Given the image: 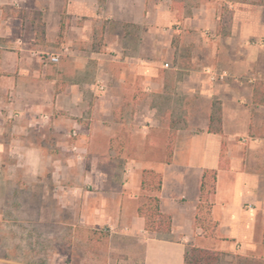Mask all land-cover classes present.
Returning a JSON list of instances; mask_svg holds the SVG:
<instances>
[{
	"label": "crops",
	"instance_id": "0c3cea01",
	"mask_svg": "<svg viewBox=\"0 0 264 264\" xmlns=\"http://www.w3.org/2000/svg\"><path fill=\"white\" fill-rule=\"evenodd\" d=\"M55 53L60 62L51 64L47 56ZM204 68L226 76L211 81ZM150 92L175 93L186 108L185 124L173 129L171 162L127 158L116 187L94 168L88 180L97 190L92 205L89 195L79 202L86 207L81 220L92 218L115 236L136 239L140 264H184L191 247L225 254L228 261L236 255L259 258L264 0H0L1 129L19 120L50 123L57 146L69 147L73 139L70 150L80 155L91 140L90 151L103 156L120 137L114 128L124 123L119 108L145 103L148 110L135 127L154 128ZM214 102L220 106L221 134L209 132ZM19 130L13 126V132ZM36 151L47 154L41 146ZM143 170L162 175L160 210L171 218L168 234L146 231L137 214ZM205 170L217 171L211 198L216 238L195 226ZM133 258L129 264L137 263Z\"/></svg>",
	"mask_w": 264,
	"mask_h": 264
},
{
	"label": "rangeland",
	"instance_id": "374dc122",
	"mask_svg": "<svg viewBox=\"0 0 264 264\" xmlns=\"http://www.w3.org/2000/svg\"><path fill=\"white\" fill-rule=\"evenodd\" d=\"M105 76L107 85L112 86L110 75ZM149 94L148 103L156 105L151 118L154 128L145 132L135 127L139 116L148 110L145 103L119 108L124 123L114 128L120 137L110 141L103 156L90 151L91 140L89 150L80 155L70 150L73 139L68 140L69 147L57 146L50 123L30 126L29 120H19L5 125L10 130L0 125V264H129L134 255L135 263H141L142 246L136 239L115 236L107 226L92 224L90 215L87 223L81 220V210L85 213L86 207L81 208L79 202L87 195L90 205L94 202L97 189L93 180H88L94 168L105 171L116 187L123 180L127 155L134 160L161 158L164 141L185 123L186 108L175 93ZM128 95L130 100L132 95ZM13 126L22 130L13 132ZM145 133L147 139H143ZM37 146L47 154L37 153ZM30 153L38 158L35 173L28 163ZM227 262L223 257L219 264Z\"/></svg>",
	"mask_w": 264,
	"mask_h": 264
},
{
	"label": "trees",
	"instance_id": "16d2710c",
	"mask_svg": "<svg viewBox=\"0 0 264 264\" xmlns=\"http://www.w3.org/2000/svg\"><path fill=\"white\" fill-rule=\"evenodd\" d=\"M231 16V13H228ZM185 124V123H183ZM220 106L217 102L212 105L209 132L215 130L221 134ZM216 128H213V126ZM175 135H170L165 141L164 155L159 159H144L169 164L172 160ZM130 156L127 155L126 159ZM216 170H205L201 178L199 202L195 212V226L200 227L207 236L216 238L217 223L211 217V198L215 193ZM162 175L153 170L141 172L139 202L137 214L144 220V228L148 232L168 234L171 230V218L160 210L159 193L161 191ZM225 254L211 250L191 247L186 250L184 264H219ZM227 264H264V226L262 234V254L259 258L232 256Z\"/></svg>",
	"mask_w": 264,
	"mask_h": 264
},
{
	"label": "built area",
	"instance_id": "2783aa9c",
	"mask_svg": "<svg viewBox=\"0 0 264 264\" xmlns=\"http://www.w3.org/2000/svg\"><path fill=\"white\" fill-rule=\"evenodd\" d=\"M60 59H61L60 53H55L47 56V60L51 64H58L60 62ZM204 72L207 75H209L211 81H215L216 78L223 79L226 76L225 73L215 74L210 68H204Z\"/></svg>",
	"mask_w": 264,
	"mask_h": 264
},
{
	"label": "clouds",
	"instance_id": "9594fccd",
	"mask_svg": "<svg viewBox=\"0 0 264 264\" xmlns=\"http://www.w3.org/2000/svg\"><path fill=\"white\" fill-rule=\"evenodd\" d=\"M28 163L31 165L33 172L35 173L38 166V158L35 157L32 153L29 154Z\"/></svg>",
	"mask_w": 264,
	"mask_h": 264
}]
</instances>
